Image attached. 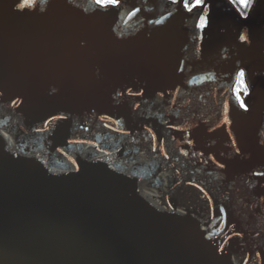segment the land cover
<instances>
[{
	"label": "water",
	"instance_id": "water-1",
	"mask_svg": "<svg viewBox=\"0 0 264 264\" xmlns=\"http://www.w3.org/2000/svg\"><path fill=\"white\" fill-rule=\"evenodd\" d=\"M16 3L0 0V264H264V0L247 19L206 0V32L170 0Z\"/></svg>",
	"mask_w": 264,
	"mask_h": 264
},
{
	"label": "snow or ice",
	"instance_id": "snow-or-ice-1",
	"mask_svg": "<svg viewBox=\"0 0 264 264\" xmlns=\"http://www.w3.org/2000/svg\"><path fill=\"white\" fill-rule=\"evenodd\" d=\"M69 5H73L75 3V0H67ZM147 2V0H145ZM172 4H177V5H182L183 9L186 10L188 13H192L194 10H199L200 12L204 13L199 15L197 23H196V28L200 29L201 31H207V29L211 26V17H210V12L205 10V4L206 0H170ZM256 0H231V3L233 5L239 4L242 6L245 11L248 9L252 8L254 6V3ZM94 4L97 6V9H109V8H116L121 5V0H94ZM38 6V0H17L16 7L19 10H25L28 8H33ZM78 6V5H77ZM140 9H135V12H139ZM173 13L169 12L168 16H172ZM248 17L245 15V19ZM167 19L161 18L157 19L155 21H150L151 23H155L157 25H160L164 22V20ZM202 39V38H201ZM241 40L247 42L248 36L243 35L240 37ZM82 47L87 46V41H82L81 42ZM183 69H181L182 71ZM237 77V85L234 87V93L236 97V101L238 103L239 108L245 113H249L252 110L253 105H251L248 101L251 100L253 94H254V89L252 86L248 83L247 79V73L244 68H240L238 72L236 73ZM123 94V93H122ZM131 94V93H130ZM142 95V93H139ZM4 93L0 91V97H2ZM247 98V99H245ZM12 106L18 107L19 104L23 103V101H17V100H12ZM138 107V106H137ZM59 119H64V117H60ZM101 119H104V117H101ZM109 119H111L109 117ZM115 123L119 124L120 121H115ZM226 123H231V120H229ZM106 127H109V125H106ZM235 137H233V143H235ZM237 153H239L240 149L237 147L236 148ZM187 154V153H185ZM75 164L76 161H73ZM220 168H223L224 165L220 164ZM79 170V168H77ZM258 176H264V172H257L255 173ZM221 213H223V209H220ZM227 222V221H225ZM231 239V237H229ZM217 251L223 253L224 248L223 247H218ZM255 255H259V253H255ZM244 264H247V261H244Z\"/></svg>",
	"mask_w": 264,
	"mask_h": 264
},
{
	"label": "flooded vegetation",
	"instance_id": "flooded-vegetation-1",
	"mask_svg": "<svg viewBox=\"0 0 264 264\" xmlns=\"http://www.w3.org/2000/svg\"><path fill=\"white\" fill-rule=\"evenodd\" d=\"M236 6H237V8L239 9V11L242 13L243 16L247 15V13L245 14V13L242 12V9L240 8V6H238V4H236ZM248 10H249V9H248ZM247 12H248V11H247Z\"/></svg>",
	"mask_w": 264,
	"mask_h": 264
},
{
	"label": "trees",
	"instance_id": "trees-1",
	"mask_svg": "<svg viewBox=\"0 0 264 264\" xmlns=\"http://www.w3.org/2000/svg\"><path fill=\"white\" fill-rule=\"evenodd\" d=\"M238 6H240V5L238 4ZM240 8L242 9V12H243V13H245V14L247 13L248 10L245 11V9H244L242 6H240Z\"/></svg>",
	"mask_w": 264,
	"mask_h": 264
}]
</instances>
